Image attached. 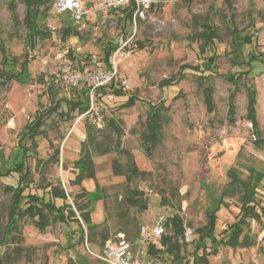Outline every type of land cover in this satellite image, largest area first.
Wrapping results in <instances>:
<instances>
[{
	"label": "rangeland",
	"instance_id": "rangeland-1",
	"mask_svg": "<svg viewBox=\"0 0 264 264\" xmlns=\"http://www.w3.org/2000/svg\"><path fill=\"white\" fill-rule=\"evenodd\" d=\"M24 1L0 0V264H97L94 255L104 245L132 241L140 226L152 224L160 213L178 215L196 230L206 225L209 213L216 215L215 240L196 232L194 242L182 240V261L170 258L169 264L192 262L193 253L203 246L219 250L208 258L209 264H264V220L261 224L249 220L254 246L226 245L244 193L243 187L231 183L230 171L241 182L252 183L254 199L264 210V0H163L162 9L152 10L136 27L126 21L123 9L94 11L78 22L48 11L40 26L51 37L37 40L32 49L23 24ZM203 24L211 25L217 34L208 47L197 37ZM65 29L78 36L63 39ZM246 37L250 44L241 40ZM128 41L127 57L114 58V52L111 65L104 61L110 45L120 47ZM252 57L257 60L251 62ZM67 65L79 72H116L119 86L126 82L127 95H137L144 102L121 109L126 98L99 92L90 96V112H75L68 118L51 115L37 144L29 140L22 148L20 134L42 110L62 101L61 111L66 112V100L85 101L83 84L55 83ZM185 65L199 70L183 73ZM181 72L184 76L177 83L162 86ZM244 72L248 73L245 81L239 77ZM5 73L19 80L2 85ZM201 75L207 77L206 85ZM231 77L238 79L236 84L229 81ZM208 85L213 89L212 113L205 105ZM250 86L257 92L259 142L247 118ZM232 100L233 120L229 115ZM145 101H161L169 108V123L163 126L151 157L143 147L150 112ZM111 118L120 121L123 129L120 155L107 153L109 145L116 143L106 127ZM89 127H94L97 137L91 146L94 177L73 186L79 174L75 163L83 156ZM129 155L137 173L126 167ZM17 169L27 170L28 180H21ZM119 171L124 175L115 173ZM10 187L25 188V194L47 201H53L52 188H61L81 221L77 206L89 200L91 223L83 227L84 238L78 222L63 224L51 216L46 231L40 232L29 217L15 218L16 211L29 204L24 199L17 206ZM54 202L58 207L65 204L62 199ZM143 205L146 210L141 209Z\"/></svg>",
	"mask_w": 264,
	"mask_h": 264
},
{
	"label": "trees",
	"instance_id": "trees-1",
	"mask_svg": "<svg viewBox=\"0 0 264 264\" xmlns=\"http://www.w3.org/2000/svg\"><path fill=\"white\" fill-rule=\"evenodd\" d=\"M50 0H25V18H24V26L26 28L27 32V38L29 42V49H32L35 47L37 40H43L46 38H50L51 34L48 32H45L41 29L42 25L40 23L41 18H45V15L48 11L51 12V2L50 4L45 7L42 10V5L49 3ZM11 10L14 13L16 10V7L12 4ZM127 11V14L125 16L126 21L132 24V13L133 8L129 7L126 9H123ZM15 18V16H14ZM74 36H78V33L75 31H71V29H65L62 33L63 39H68ZM198 38H201L204 41V47H208L213 44L214 40L217 39V34L213 27L209 24H203L202 25V32L198 33ZM237 39L238 36L236 37ZM245 43L250 44L251 40L250 37L241 38ZM140 48H143L142 45L139 44ZM119 48L118 45H110V49L105 54L104 61L106 63H109L111 65V58L114 52ZM257 60L255 57L251 58V62ZM213 62V60H211ZM186 70H192V71H198L199 69L197 67H192L189 65H185L181 68V71L184 73ZM182 72L179 74L180 77L176 79H172L170 81H164L162 83V86H169L177 83L179 79L183 78L184 75H182ZM241 80L247 79L248 73L244 72L239 75ZM201 79L203 80L204 85L207 84L206 80L207 77L204 75H201ZM239 79V80H240ZM19 80V77L16 75H8V73L4 74V80L1 83L2 85L8 84L11 81ZM238 79L230 78L229 81L236 84ZM175 82V83H173ZM52 89V87H50ZM248 90V106H247V118L248 122L252 125L254 134L256 136V141L259 142V137L261 136L260 131V125L257 118L256 113V90L253 86L247 87ZM108 91L111 95H113L116 98H126L124 100V103L120 105L119 108L121 109H131L133 108L137 102L143 101L142 98H140L137 95H127L125 88L123 86H119V83L117 81V78L113 80L111 85L104 87L100 90V92H106ZM85 95V101H68L66 100L64 103L67 104L68 110L66 112L61 111L62 108V101H58L54 106H51L48 109L42 110L38 115L36 116V119L34 122H32L30 125H28L20 134L18 139V144L25 149L24 143L26 141H32L34 145L37 144V138L44 134L43 126L45 125V121L50 118L51 115L59 113V115L68 118L75 112L80 113H88L91 109V102H90V95L88 90L84 93ZM204 98H205V105L207 108V111L209 113H212L214 111V99H213V89L211 85L205 86L204 88ZM234 100V99H233ZM231 101L229 105V115H234L235 107L233 105L234 101ZM148 106L150 107V112L147 114V121H146V132L144 134V143L143 147L145 150V154L148 157H151L156 150L157 146L160 144L161 141V133L162 128L164 125L169 123V117H168V111L169 108H167L164 103L161 101L157 103H153L151 101H145ZM106 127L109 128L116 137V143L109 145L107 153H117V154H123L122 150L120 149L121 144V138L123 136V129L121 127V122L117 121L114 118H111L107 120ZM96 131L94 127H89L87 129V139L82 143V158L79 159L78 162H76V166L78 168L79 174L77 175L76 180L73 182V186H80L82 185L85 178L88 177H94V165L92 162V150L91 146L95 144L96 142ZM59 151H56V154L58 155ZM128 162L126 167L131 169V173H137L138 169L135 165V162L133 158L129 155L127 156ZM116 165V163H115ZM19 174L21 175V180H28L30 177V173L27 170L21 171V169H17ZM117 175H124L123 171L115 172ZM231 177V183L236 184L237 186L243 187L241 189L244 191L243 193V204L241 207V212L238 216V219L235 221V223L230 227L232 229V235L228 238L226 245L229 247H232L234 249L237 248H250L255 245V240L250 238V224L249 220H255L258 223H262L264 220V210L261 207L260 203H257L255 201V192L253 191L252 183L250 181L248 183L241 182L237 177L236 174L233 171H230L229 173ZM251 181L253 182L252 178ZM240 187V188H241ZM10 191L14 193V199L17 206L20 204V202L24 199H28L29 206L27 209H18L16 211L14 217H29L31 220L34 221L37 228L40 232H45L48 226V218L53 217L55 220H58L60 223H67L70 221L81 223L82 230L84 225L91 223L90 220V201L88 200L87 204L78 205L79 212L82 215V218L84 222L76 218V214L73 210V206L71 204L67 203V195L64 192L63 189L54 187L51 189V198L53 201H47L42 197H39L37 194H25V188H14L10 187ZM78 199L84 198L82 195H78ZM87 198V196H86ZM62 199L65 204L61 207H58L55 204V200ZM141 209L146 210L147 206L143 205ZM68 211V213H66ZM216 215L215 213H209L207 217V223L205 226H203L201 229L196 230V232L199 233L200 236L202 234L207 235L212 240L214 239L213 235V227H215V220ZM84 223V224H83ZM184 221L183 219L178 216H168V228L170 231H172L171 235H167L164 238H162L158 242H153L149 245V254L153 256L155 259H161L163 261H167L164 258V255L169 254L173 256V262H179L182 261L181 256V250H182V240L184 237ZM188 226H191L190 224H187ZM88 227V226H87ZM14 228V227H12ZM90 230L93 228V226L88 227ZM246 231V232H245ZM84 230L81 233V237L84 238ZM202 238H200L201 240ZM201 250L202 253L199 254L198 251ZM219 253L218 248L214 247L212 250L208 251L206 248L201 247L198 248L193 253V259L192 262H185L184 264H209V257L210 256H216Z\"/></svg>",
	"mask_w": 264,
	"mask_h": 264
},
{
	"label": "built area",
	"instance_id": "built-area-1",
	"mask_svg": "<svg viewBox=\"0 0 264 264\" xmlns=\"http://www.w3.org/2000/svg\"><path fill=\"white\" fill-rule=\"evenodd\" d=\"M96 1V2H94ZM51 0V12L56 16L68 15L72 20L82 21L86 16L95 12L107 13L119 11L120 9L133 8L132 24L136 27L138 23L146 20L152 10H161L163 0ZM93 8H89V5ZM129 41L121 45L116 51L114 58L127 57L125 48ZM65 72L57 76L55 83L63 81L70 87H77L80 84L86 86L89 95L93 96L104 87L111 85L116 78V72L103 70L91 71L84 69L83 72L76 71L68 65L64 67ZM126 89V82L122 83ZM91 110V109H90ZM90 112V111H89ZM68 196V195H67ZM183 241L192 243L196 240V229L191 226H184ZM167 214H158L152 224L145 223L140 226L135 241L121 239L116 242H108L101 254L94 255L101 264H169L167 261L155 259L149 254V245L160 241L168 233Z\"/></svg>",
	"mask_w": 264,
	"mask_h": 264
},
{
	"label": "crops",
	"instance_id": "crops-1",
	"mask_svg": "<svg viewBox=\"0 0 264 264\" xmlns=\"http://www.w3.org/2000/svg\"><path fill=\"white\" fill-rule=\"evenodd\" d=\"M89 7V6H88ZM257 118H258V115H257ZM258 223V222H257ZM258 224H260V223H258ZM167 235L169 236V235H171V232H170V230H168V233H167ZM137 236L138 235H136L135 236V239L137 238ZM135 239H133L132 241H135ZM105 246V245H104ZM104 248V247H103ZM103 248L100 250V252L98 253V254H101L102 253V250H103ZM181 256H182V252H181ZM164 258L169 262V260H170V258H172V261H173V256L172 255H169V254H166V255H164ZM97 261V264H101L98 260H96Z\"/></svg>",
	"mask_w": 264,
	"mask_h": 264
}]
</instances>
